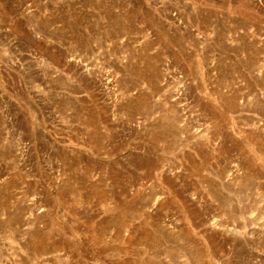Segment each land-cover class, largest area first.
<instances>
[{
  "label": "rangeland",
  "instance_id": "374dc122",
  "mask_svg": "<svg viewBox=\"0 0 264 264\" xmlns=\"http://www.w3.org/2000/svg\"><path fill=\"white\" fill-rule=\"evenodd\" d=\"M0 264H264V0H0Z\"/></svg>",
  "mask_w": 264,
  "mask_h": 264
}]
</instances>
